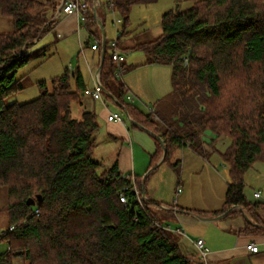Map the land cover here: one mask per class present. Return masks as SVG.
<instances>
[{
  "label": "trees",
  "instance_id": "trees-1",
  "mask_svg": "<svg viewBox=\"0 0 264 264\" xmlns=\"http://www.w3.org/2000/svg\"><path fill=\"white\" fill-rule=\"evenodd\" d=\"M84 1L85 27L99 42L101 57L94 1ZM144 1L108 3V11L124 20L120 43L129 34L131 7ZM187 1L188 9L163 15L159 36L123 49L142 51L150 64L172 68V119L158 114L160 123L127 100L107 39L101 82L134 123L163 140L155 141L151 168L164 148L162 163L179 169L182 149L206 158L219 151L214 143L228 139V147L219 151L230 177L224 206L200 215L226 219L240 207L252 221L238 233L263 236L256 212L264 210V202L247 200L244 176L264 158V0ZM56 5V0H0V15L14 23V31L0 33V188L6 189L9 224L0 235V244L8 245L0 264H14L16 258L25 264H193L182 249V235L155 224L161 212L152 207L162 209L160 204L141 205L134 191L126 192L127 204L121 202L127 186L135 184L142 194L148 177L143 184L123 175L117 162L107 168L95 159L99 122L94 112L79 110L86 95L79 67L39 82L35 100L7 103L24 90L19 72L46 56L48 47L29 50L59 21Z\"/></svg>",
  "mask_w": 264,
  "mask_h": 264
},
{
  "label": "rangeland",
  "instance_id": "rangeland-1",
  "mask_svg": "<svg viewBox=\"0 0 264 264\" xmlns=\"http://www.w3.org/2000/svg\"><path fill=\"white\" fill-rule=\"evenodd\" d=\"M147 1L134 4L131 7L129 22L127 23L128 32H144L142 37L146 41L152 40L161 34V22L165 13L171 10H186L192 5V3L187 0ZM99 2L102 7L98 10L99 13H97L99 18H103L104 20V35L101 27L98 26L103 45V39L112 42L119 37L118 31H123L124 23L118 24L117 21L121 20L124 22V20L119 14L108 11L107 5L110 0H99ZM102 8L105 10L104 17L101 16V14L103 15L101 11ZM53 29H51V32L48 34L44 35L41 40L29 50V52H34L48 47L45 57L33 59L19 72L18 77H23L24 90L9 98L7 100L8 104H22L35 100L40 96L38 83L49 81L62 75L66 68L72 71L79 67L85 78L91 74V71L96 72V67L100 63V54L96 53L97 57L93 60L94 57L90 50V45L85 46V44H83L81 46L76 36L67 39L61 35L57 37L56 34L52 32ZM12 31H14L13 21L6 16L0 15V33H9ZM84 34H87V32ZM90 42L96 43V39L91 38ZM119 48L124 51L120 43ZM108 52L110 54V51ZM124 55L126 58L125 66L127 70L120 76L119 81L125 83L129 87L136 88H132V91L138 97V99L135 98L136 102L134 106L144 114H165L166 116L170 115L172 119L174 114L170 99L173 95L172 68L166 65H156L151 67L142 66L138 69V65L144 64V52L133 51L127 52ZM162 91H165L166 94L164 97L160 98V93H162ZM87 98L92 99L90 96H87ZM109 104L111 103L109 102ZM110 106L113 108L112 104ZM124 116L126 120H128L127 115L125 114ZM158 121L161 123L160 119ZM211 139V135H206V141L209 144L212 143ZM229 142L230 141L225 138L224 140H219L214 143V146L222 153L228 147ZM219 151L213 152L204 158L195 154L191 148H184L183 152H179L177 156L181 160L179 169H175L169 162L163 164L162 162L158 163L157 168L152 171L146 185L142 188L143 193H139L142 204L148 202L146 198L143 197L144 191L151 194V191L157 190L158 195L162 197L161 199L164 200L166 205L173 206L174 199H178L180 208L185 207L192 210L190 211L191 215L189 217L192 222L183 226L187 236L179 237L180 239L182 238L181 246L184 253L189 256L193 264L198 263L199 252L195 249L192 241L195 242L197 239L202 238L206 243L208 251H213L227 248V242L236 238V236L234 237L230 234L226 219L218 221L217 219L220 218L218 216L214 218L213 221H206L204 219L210 218L200 215V213L221 210L224 206L225 194L227 185L230 182V177L229 167L223 161ZM101 152L103 151L100 150V152H98V159L104 161L103 163L107 168L111 167L113 164L109 162L110 158L108 154L105 155L104 153V155L101 156ZM244 182V192L247 200L251 202H264V158L256 162L254 166L246 172ZM178 189L182 190L179 198L176 197L175 193ZM255 192H260L261 198H255ZM6 206V189L0 188V235L6 232L9 227ZM153 211L155 214L161 212V216L158 219L160 222L155 223L163 224L164 226L170 225L173 229L177 227L178 223L173 218H170L165 210L152 207V212ZM262 248L264 249V245ZM7 250L8 245L6 243H1L0 253H5ZM254 260H226L217 264H264V258ZM14 264H25V262L23 259L16 258Z\"/></svg>",
  "mask_w": 264,
  "mask_h": 264
},
{
  "label": "crops",
  "instance_id": "crops-1",
  "mask_svg": "<svg viewBox=\"0 0 264 264\" xmlns=\"http://www.w3.org/2000/svg\"><path fill=\"white\" fill-rule=\"evenodd\" d=\"M101 11L103 15L101 14ZM101 11H100V14L102 17H104L105 15L104 8H102ZM58 20L59 21L55 23L54 29L52 32H54V34H56L57 37L61 35L62 37L66 39L73 38L74 36H76L81 46L83 44H85V46L90 45V50L93 53V57H94L93 60H95V57H97L96 53L98 52L92 50L91 47L94 44V42H90L91 41L90 33L84 25L80 24L78 17L62 15ZM101 20L102 22H104L103 18H101ZM84 31L87 32V34H84L85 33ZM142 34H144V32H140V33L129 32V34L124 36V38L121 40V43H120L121 48L128 49V48L135 46L137 43L146 41L142 37ZM127 52L129 53L133 51L132 50L126 51L125 53ZM144 56H145L144 64L138 65L139 66L138 69L142 66L144 67L145 66H149V67L156 66V64H150L145 54ZM125 62H126V58L124 60V65H125ZM100 64H101V57H100V63L96 67L97 68L96 72L92 71L91 74L87 78H85V76L82 74L85 84H86V89L93 88L94 84H93L92 75L93 73H97V71L100 68ZM126 70H127V67L124 66L123 72H125ZM123 84L125 88L129 91V94H132L135 98L138 99V97L132 91V88L134 87H129L125 83ZM105 91H106L105 92L106 94L105 104L101 101L94 100L90 95H85L83 96V99H82L83 105L79 106L80 112L83 110L91 111V112H94L98 118L99 131L97 132V135H96V149H95L94 157L96 160L104 164L103 163L104 161L98 159V152H100V150L103 151L101 152V156L104 155V153L105 155L108 154V157L110 158L109 162H111L112 164L117 162L119 165V170L123 175L132 176L134 178H139L143 180L142 183L144 184L146 178L148 177L149 179V177L151 176L150 169L152 166V156L156 153V150H157V145L155 141L156 139H158L157 138L158 136L153 134L151 131L146 129L144 126L134 123L132 119L128 117V114L124 111V109L122 108L121 104L119 103L116 97V94L114 92L112 93L110 91H107L106 89ZM160 94H161L160 98H162L164 97L166 92L162 91V93ZM87 96H90L92 99H88ZM107 96L109 98H107ZM109 102L113 105V108H111L110 106L111 104H109ZM135 102L136 101L134 100L131 103L134 105ZM123 113L127 115V118L129 121L126 120L124 116L125 114ZM111 114L123 115L124 123L109 121L108 118ZM153 115H154V119L159 120L156 114H153ZM192 151L195 154L199 155L194 150ZM182 152H183V149H182ZM162 156L160 157V159L158 160L156 164L159 163ZM199 156L201 157V155ZM175 193H176V197L179 198V195L182 193V190L180 193H177V190H176ZM143 197H145L148 202H156L158 204L161 203L160 205L162 206V209L170 213L169 214L170 218H173L178 223L175 229H181L185 233L183 226L188 225L192 222V220L189 218L191 215V213L189 212L192 211L190 208H185V207L180 208L178 199H174L173 207H171V205H166L164 203V200L161 199L162 197L158 195L157 190L151 191V194L144 191ZM175 201H177V205L175 207V210H173ZM232 211L237 212V214H234L231 217L226 218V221L228 222L227 228L229 229L230 234L233 235L234 237L236 236V238H234L231 241L229 240V242H227V248L225 249L208 251L209 255L206 260L207 264H211V263L217 264L219 262H223L226 260H231V261L236 260V259L254 260V259L264 258L263 257L264 249L262 248V246L264 245V235L263 236L240 235L238 232L244 228L245 221L250 220V217L240 207H233ZM256 213L258 217L260 218V220L264 223V210H258ZM213 219H204V220L212 221ZM222 219H225V218L221 216L217 220L221 221ZM185 236H187L186 233H185ZM185 236L182 235V237H185ZM249 242L259 243L261 252L258 254H252L248 252L246 249V244ZM192 243L194 245V241H192ZM198 256H199V261H197L198 262L197 264H204V262L200 258V254Z\"/></svg>",
  "mask_w": 264,
  "mask_h": 264
},
{
  "label": "built area",
  "instance_id": "built-area-1",
  "mask_svg": "<svg viewBox=\"0 0 264 264\" xmlns=\"http://www.w3.org/2000/svg\"><path fill=\"white\" fill-rule=\"evenodd\" d=\"M56 1H57V5H56V11H55L54 19H59L62 15L77 16L80 24L85 26L86 16H87V11H88V5L84 0H56ZM93 1H94L95 20H96V23L98 24V26H100V24H103V22H102L101 18H99L98 10H100V8L102 6H101V3L99 2V0H93ZM117 23L122 24V21L118 20ZM118 35H119V37L116 40L112 41L111 45L113 48L112 57H113V60L115 61V63L117 64V73H118V76L120 77L123 74L122 64L125 60V55H124L125 53H124V51L120 50V48H119V43H120L119 39L122 37L123 31L121 32L119 30ZM104 41H105V39H103V42ZM98 45H99V42L94 43V45H92V47H91L92 50L96 51L98 49ZM101 45H102V40H101ZM92 78H93V84H94L93 88L92 89H86L85 94L90 95L94 100L101 101L105 104V101H106L105 92L106 91L102 85L99 70L97 71V73H93ZM127 100L129 102H133L135 100V97L132 94H128ZM108 120L119 122V123H124V117L121 114H111L109 116ZM128 191H134L138 196L139 204L142 205V200H141V197L139 194L140 192H139V190L135 184L133 185V187L127 186L123 189V191L120 194L121 202L123 204H127L128 199L126 196V192H128ZM180 192H181V189H178L177 193H180ZM254 196H255V198H261V193L255 192ZM176 205H177V201H175V203H174L173 210H175ZM155 224L157 226L162 227L163 229H165L167 231L175 232V233L182 234L183 236H185V233L181 229H173L170 225L164 226L162 224H157V223H155ZM194 245H195L196 249L198 250V252L200 254V258L202 259L204 264H207L206 260L208 258L209 252H208V249L206 248L205 241L202 238H199L194 242ZM246 249L248 252H250L252 254H258L261 252L260 244L255 243V242L247 243Z\"/></svg>",
  "mask_w": 264,
  "mask_h": 264
},
{
  "label": "water",
  "instance_id": "water-1",
  "mask_svg": "<svg viewBox=\"0 0 264 264\" xmlns=\"http://www.w3.org/2000/svg\"><path fill=\"white\" fill-rule=\"evenodd\" d=\"M100 27H101L102 32H103V35H104V27H103V24H100ZM102 47H103V48H102L103 50H102V55H101V64H100L99 72H101V70H102V65H103V62H104L105 54H106V44H105V41H104ZM157 138H158V140L163 144V140H162L160 137H157ZM165 154H166V150H165V148H164V154H163L161 160L159 161V163H161V162L163 161V159H164V157H165ZM157 166H158V164H156V165L150 170V173H151V172H152ZM39 200H41V197H39ZM29 204L34 205V204H35V200L30 199V200H29ZM213 220H214V219H213ZM213 220H212V221H213Z\"/></svg>",
  "mask_w": 264,
  "mask_h": 264
},
{
  "label": "bare ground",
  "instance_id": "bare-ground-1",
  "mask_svg": "<svg viewBox=\"0 0 264 264\" xmlns=\"http://www.w3.org/2000/svg\"><path fill=\"white\" fill-rule=\"evenodd\" d=\"M101 73V72H100Z\"/></svg>",
  "mask_w": 264,
  "mask_h": 264
}]
</instances>
